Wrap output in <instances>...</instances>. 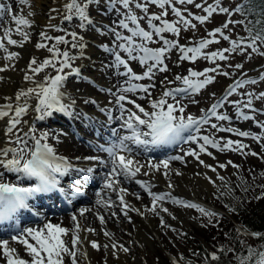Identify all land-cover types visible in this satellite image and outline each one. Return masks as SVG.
<instances>
[{"label":"rangeland","instance_id":"rangeland-1","mask_svg":"<svg viewBox=\"0 0 264 264\" xmlns=\"http://www.w3.org/2000/svg\"><path fill=\"white\" fill-rule=\"evenodd\" d=\"M242 1L243 0L236 2L231 0H194V2L191 4H181L174 2L172 6L178 9L183 17L187 19L191 25H195V27H185L183 26V24H180L179 27L181 28V31L179 37L174 36L172 33L165 32L162 34L163 39H167L169 41H178L179 45L184 47L195 46L199 41L203 39H215L216 41H218L216 43L208 45V47L203 50V52L207 54L223 51L224 49H232L233 41H243V45L236 48L235 50L225 52L224 55L226 59L224 60L216 58L214 61H209L208 59H205L203 58V56H201L194 63L188 60H180L179 58H176L177 51L179 52V50L172 49L167 54V58L165 59V64L168 68L167 72H156L152 80L143 79L140 81L132 82L140 85L153 84L154 87L149 89V91L151 90L152 95V91L157 90L159 88L158 86L165 85L168 88L183 87L180 81L175 80V77L187 76L190 69L196 72H204L205 69H216V71H209L207 73L209 77L213 78L212 83L206 85L198 92L190 93L187 95L181 94L182 98L177 97V99L179 100V105H177L176 101H173L172 98H167L168 103H172L174 106L184 108L183 113H180L179 111L175 113L177 116L182 115L185 120L189 116L198 121L202 118H206L208 120L207 123L200 124L201 127L199 126V131H195V133L192 135L196 137L195 142H180L178 143L179 145L177 144L178 147L176 148V150L177 152L183 149L189 151H200V145L204 144V141L203 139H201V137L204 136H208L210 140L219 142V145L222 148L228 140L246 145L245 148L235 151L228 148L220 151L217 148L211 147V145H205V149H207V151L210 153H208L207 156L209 163L213 164L215 168L219 169V175L216 177V179L214 178L209 182V186L211 185L210 187L208 186V188L206 189L200 188V194L198 195V197L200 199H203V202L200 203V201H198L197 199V201H193L191 204L199 205L205 209L217 213L218 215L208 217L201 214L199 211H197L196 208H189V210L191 211V215L189 216L190 218H188L186 223L184 222V217H180V215H177L175 218L173 216H169L163 219V223H161L162 228L158 232L159 235H157L156 237H150L149 242L151 243L152 248L148 245L144 246L147 250V253L142 257L146 259L148 264H174V262L175 264H190V260H193L197 264L202 260V258L200 255L190 253V250L196 245V242L194 240L199 241L206 247V249H209L207 240H209L211 244L225 242L226 240H222L221 236L227 238L226 233L232 228V226L237 230V233L239 235L246 238V241L250 246L256 244L255 250H257V252L264 251V243L259 242L260 240L256 242V238L258 237H253L251 235V233L254 232L246 231L241 228L234 221L231 215H226V213L223 212L224 210L218 206L220 205L218 203L220 199H228V202L241 201L240 198L242 197L241 185L243 174H250L253 166H255V164L257 163V159L264 160V129H261L258 126V124L264 123V96H261V93H264V79H261V77L264 76V55L258 54L257 51L253 52L251 48H247L244 46L247 43H250V39L249 37H247L244 24L240 21L238 12L235 11V9L241 5ZM68 2H70V0H49L48 4H46L47 7H45V13L47 14L49 20L52 21V23L49 27L51 29H49L48 31L45 30V32L43 31V33H46L48 37H52L53 39H42L40 36L38 38L37 44L43 43L46 45V47L30 50V54L28 57L31 61L33 59L37 61L35 67L43 63L45 59H53L52 53L48 51L49 47L55 45L60 52H68V46H73V44L79 45L80 41H82L85 36H88L90 31H94L96 28L100 33L97 34V36H99L98 38L100 41H102V43L100 44L101 47L100 45L94 44V48L98 52L96 53V56L98 58L97 60L102 59L101 61L104 63V66H102V68H104L105 71L107 69L109 74H111L108 79L112 77L116 78L124 76L120 73L124 72L125 69L122 66L117 65L113 53H118L121 58L125 60H127V54L121 52L120 49L116 47V45L121 43L122 41L116 40V36L113 30H115V32H119L122 36L130 35V33L126 29L118 27L119 21L121 19H124L125 10L120 7L119 4H117L115 8H111L108 0H89L87 14L90 16L92 24H85L84 27H81V21L79 17H73V19L71 20L64 19V16L67 14L65 4ZM78 2L83 4L85 0H78ZM0 3L5 6H10L11 9H13L15 8L18 1L1 0ZM137 3L144 4L145 0H132V3L130 4L131 12L137 17H145L144 19H141L139 21L140 26L147 31H151V29L148 28L147 16L154 14L159 15L162 10L156 5L148 3L146 4L148 11L147 13H145L141 11V9L136 8L135 5ZM197 4H200L201 7L197 8ZM31 5L35 6L36 0H34ZM209 6H212L217 10L214 11L213 14L203 24L193 18L196 16H206L207 13L204 11V8H208ZM101 8L105 10V15L107 17L101 14V12H103ZM219 8L228 9V12H220ZM166 10L168 15L163 17V19H166L169 22H176L177 20H179V18L172 13L171 7H167ZM189 13H191V15H189ZM153 23L157 26H159L160 24L159 21H153ZM226 24L227 27H224V25ZM129 26L134 27L131 24ZM216 29H220V32L216 33L215 37H210L208 33L214 32ZM97 31L95 32L98 33ZM72 33H75L77 37L76 40H73V37L71 35ZM224 36H227L229 39L225 40L223 38ZM57 37H63L64 40L67 41V43L57 44L55 39ZM87 38L89 40H92L89 37ZM153 39L156 42L149 43L148 47L155 49L162 46V40L159 37L154 36ZM105 49H107V51ZM178 54L180 56V52ZM62 59V56H57L55 58L54 63H56L57 68L59 67V61ZM127 62L134 73L142 75L145 71V68L142 67L138 61L127 60ZM237 65H240V67H237ZM57 74L58 73L56 71V68H53L51 66L44 68V70L39 74L34 75L36 85L38 83L43 84L45 82L46 76L55 77ZM59 74L67 77L65 70H63V72ZM125 77L127 78V76ZM203 78L204 77H200V79ZM252 80H255L256 83H243L242 87L237 86L238 83ZM126 81L127 79H125V82L120 81V85H117L115 88H113V90L109 91L102 90L101 87L98 86L95 81H93V79L85 83L90 85L91 91H100L99 93H101L102 96L109 95L116 105L120 106L121 104H123V107L128 108L130 107V105H134L128 103L129 100L133 101L132 97L134 92L122 91L124 87L128 86L126 84ZM169 81H172V83H169ZM71 84L80 86L82 85V82L78 79V77H72ZM81 87L83 91L84 86ZM81 87L77 88L81 89ZM233 88L235 89V91L232 92L231 95H228V92ZM90 90L88 91V93L91 92ZM164 90L165 89H162V92ZM119 95L126 96V100L117 102V97ZM144 95L146 94L144 93ZM249 100H251V108L245 107ZM213 104L219 105L216 109V112L218 114L225 115L229 117V119L217 120L215 116H212L210 113H208V110L212 107ZM238 112L248 115L252 117V119L244 120L242 115H237ZM113 114V118L119 116L118 113ZM39 115L40 114H38V116ZM38 120L39 119H37L38 124L33 125L34 128L38 129L37 133H42V131L46 130L51 131L50 133L53 136L49 137L48 134L49 141H51V143L58 147V149L61 150L63 148H66L64 143L62 145L61 143H59V140L65 138L67 133L69 135L68 138L75 140L77 144L88 148L89 151H95V149L91 147V143L88 140L71 137L70 132L65 128L66 126L60 124L59 126H57V128H51L47 127L45 123ZM64 123H66V121H64ZM112 123H115V126L122 128L119 119H114ZM212 124L218 125V128H231L234 130V132L219 131L217 128H212ZM238 132H247L249 133V135L247 137H242L238 134H235ZM34 135L39 136L36 133ZM253 136H259L260 140L257 141L253 139ZM85 137L89 138V135L87 134L85 135ZM95 141L97 143H100V141H97L96 139ZM76 148L79 149V147L77 146ZM232 148H236V143H233ZM98 150L102 151L100 147L98 148ZM253 152L257 155H251V153ZM182 158H185V156H183ZM229 161L231 163H229ZM221 164L225 165V167H219V165ZM233 165H236L237 167H233ZM258 167L263 168L264 164L258 163ZM96 175L97 174L95 170H93V173H91V175H88L89 177L93 178V184H85L84 186L91 187V189L95 188L99 180L98 178H96ZM219 177H222L223 179H220ZM251 178H255V176L253 175ZM87 180V177H85L84 183H87ZM262 182H264V180ZM70 184L71 181L68 180L64 182L63 186L66 187ZM21 185L23 187L27 186L24 179H21ZM119 185L125 186V183L121 182L119 183ZM81 191V193L83 194L75 197V199L76 202L80 205H84L86 206V208L88 207L87 209H84L85 214L87 213V215L89 214L91 217L96 218L95 214H93V211L91 210V208H94L96 209V213L99 214V217H103L106 228L109 227L108 225L109 223H111V219H113L116 221L115 223L120 224L122 227H124L123 225H125L127 227L126 229H128L129 231L132 229L131 220L129 218H124V216H122L115 207H109V211L106 212L102 210V206L96 205L92 197L88 196L89 193L94 194L92 190L88 192V190L85 188V190L82 189ZM205 205L209 208H207ZM55 207L57 208V210L52 212H43L44 215L36 218L33 221H29V219H27L25 220L23 225L26 224L25 228L28 229L30 228V225L38 224V226L41 225L42 229L44 227V224H42L44 218L49 216H61L67 219L69 223H73V221L78 220L77 216L79 214L78 210H76L75 208H72V210H69L68 207L67 209H61L59 208V204H57V206ZM210 207L213 208L214 211L211 210ZM215 210H220L221 212H217ZM133 212L136 213V211ZM73 216H75V220L72 219ZM52 218L53 217H50L49 219ZM204 219H206L207 221L204 222ZM238 227H240V229ZM94 228L97 229V225H95ZM210 234H213V237L210 238ZM64 239H66V236H64ZM66 241V245L69 247L71 245V240L66 239ZM28 243L34 246L36 245V241L33 239H30ZM21 247L22 249H24L25 257H29V260H31V257L27 253L25 245L22 244ZM229 249L230 245L227 246V250L228 254H231ZM69 259L70 258L68 257V261H64V264H71ZM137 259L140 260L139 257H137ZM1 264H7V259L4 256V253L1 254Z\"/></svg>","mask_w":264,"mask_h":264},{"label":"snow or ice","instance_id":"snow-or-ice-1","mask_svg":"<svg viewBox=\"0 0 264 264\" xmlns=\"http://www.w3.org/2000/svg\"><path fill=\"white\" fill-rule=\"evenodd\" d=\"M19 3H26V0H18ZM193 3L194 0H145L144 4L137 3L136 8L141 9V11L147 13L148 9L146 4H154L162 11L159 15H149L147 16L148 28L151 31H147L140 26L139 21L144 19L145 17H137L131 12L130 4L132 0H108L111 8H115L117 4L120 5L125 10L124 19L119 21L118 27L126 29L130 35L122 36L119 32H115L113 30L116 40L122 41L117 44L116 47L120 49L121 52L127 54V60H136L140 63L142 67L145 68V71L142 75H138L134 73L129 66L127 60L122 59L118 53H113L115 57V61L118 66H122L125 71L121 72V75L127 76L126 84L127 87L122 89L123 92H144L146 96H150L151 92L150 88L154 87L153 84L149 85H140L136 83H132L133 81H140L143 79L152 80L155 76L156 72H167L168 68L165 64V59L167 58V54L172 49H178L180 52L179 59L180 60H188L190 62H195L198 58L203 56V58L208 59L209 61H214L216 58L220 60L226 59L224 53L235 50L238 47L243 45V41L232 42V49H224L223 51L212 52L210 54L204 53L203 50L208 47V45L212 43H216L215 39H203L199 41L195 46L192 47H184L179 45L178 41H169L167 39H163L162 34L165 32L172 33L174 36L179 37L181 28L180 24H183L185 27H195V25H191L190 22L183 17L181 12L176 9L173 3ZM89 0H85L83 4L78 2V0H70V2L65 4L66 15L64 16L65 20H71L73 17H79L81 27H84L85 24H90L92 21L90 16L87 14ZM167 7H171L172 13L179 18L176 22H169L163 17L167 16ZM197 8H200L201 5L197 4ZM216 8L209 6L208 8H204V11L207 13L206 16H196L194 19L198 20L201 24H203L212 14L216 11ZM220 12H228V9L219 8ZM236 12H243L244 7L238 6L235 9ZM7 13L12 17V23L15 25V32L22 36L20 41L11 38L12 28L4 29L3 36L0 37V49H3L7 52V48L5 47L4 40H7V44L9 45H22L29 37L28 33L24 30L25 28L31 27V21L25 18L23 15H18L12 12L10 6H5L0 4V19L3 18V15ZM33 15V13L29 12L28 16ZM191 15V13H189ZM262 15H264V10H262ZM153 21H159V26L155 25ZM261 21H256V23H260ZM133 25L134 27H130L129 25ZM227 27V24L224 25ZM251 33V29H248ZM220 29H216L214 32L208 33L210 37H215L216 33H219ZM264 30L261 32H257L255 35H250V43L244 45L247 48H251L253 52L257 51V44L264 43V34H262ZM73 40H76L77 37L75 33L71 34ZM159 37L162 40V46L158 48H150L148 47L149 43H155L153 37ZM42 39H53L52 37H48L46 33H41ZM225 40L229 38L227 36L223 37ZM56 43H67L63 37H57ZM37 48L46 47L45 44L39 43L36 45ZM73 47H80L81 49L84 45L81 43L79 45L73 44ZM107 51V49H105ZM48 51L52 53L53 59H45L43 63L39 64L36 67H32V65H36L37 61L35 59L32 60L29 65L32 73L39 74L46 67L56 68L57 75L55 77H45V82L43 84H37L36 88H29L27 91H20L16 95V100L20 101L22 97H27L32 95L33 93L36 96L38 101L35 111L40 113L37 119H44L53 114V112H59L67 115H72L69 106L61 103V98L63 93L60 91V87L62 86V82L65 80L64 75H60L63 70L67 67H70V61L73 57H70L67 51L60 52L59 49L56 48L55 45L48 48ZM18 54L15 52H10L5 57V59H13ZM57 56H62L63 59L59 61V67H56V63L54 60ZM240 67V65H237ZM4 68H0V71H4ZM75 72V70H73ZM209 71H216V69H205L204 72H196L191 69L188 72L187 76H176L175 80L180 81L183 87L176 88H166L159 99L150 101L151 111H146L144 107L139 104H135L134 101L129 100L128 103L134 104L136 111H129L126 119H123L124 109L123 104L121 107V118L123 119V123L121 127H123L130 135L118 136L117 132L113 131V136L116 139L111 143V145L107 148H103L102 150L108 153L110 158L111 168L105 174L103 188L111 189L113 191H117L119 196L120 203L124 206V208H129L130 206L124 200V194L126 193V189L120 187L117 190V185L122 182V180H132L141 172V168H147L148 171H145L143 175H149L152 170L160 171L163 168L164 176L168 178V169H169V161L172 159H182L179 156L169 157L168 159H161L158 163H153L151 160L147 162V164L141 163L139 160H136L133 156V149L129 146L128 142L135 145L136 147L144 148L146 151L150 148H156L160 146L173 145L178 144L180 142L187 143L188 141L195 142L196 137L191 135L193 130L199 131V125L202 123H207L208 120L206 118H202L201 120H196L193 117L189 116L185 120V118L181 116H177L175 113L179 111L180 113L184 112L183 107L174 106L172 103H168L167 98H172L176 100V104L179 105V100L177 97H181V94L187 95L190 93L198 92L200 89L204 88L206 85L212 83V77H209L207 73ZM78 74V73H77ZM226 75V73H225ZM200 77H204L200 79ZM195 78V79H193ZM31 77L25 75V80H30ZM264 79V76L261 77ZM172 83V81H169ZM243 83H256L255 80L241 82L238 83V87H242ZM235 89H231L228 92V95H231ZM261 96H264V93H261ZM144 99L145 97H140ZM126 96L119 95L117 97V102L125 101ZM218 104H213L212 107L208 110L212 116H215L217 120H228L229 117L225 115H220L216 112L218 108ZM245 107L251 108V100L247 102ZM27 101L23 105H17L14 109L15 115L9 117V112L13 111V107L11 104L0 107V119L8 117V127L7 133H13V129L17 127L18 124L21 123V117L26 114ZM142 114V115H141ZM237 115H242L244 120L252 119V117L242 114L240 112ZM212 128H217L219 131H228L234 132L231 128H218V125L212 124ZM261 129H264V123L258 124ZM146 129V130H142ZM33 131V129H30ZM188 132L189 135L185 137L183 134ZM242 137H247L249 133L247 132H238L235 133ZM25 136L28 134L25 133ZM48 133H42L39 138L35 135H32L30 138L34 141V144L29 147L27 139L24 137L17 136L14 141H10L17 145V147H10L5 149H0V168L8 172H14L19 174V179H28L35 180L34 186L31 187H23L15 183H0V222L12 220L15 215L21 209H28L29 204L28 201L33 199L38 194L51 193L53 191H60L63 195L67 196L68 193L65 192L63 188H58L60 184L59 177H64L67 175L71 169L70 163L62 157H56L54 154V150L47 143H44L47 139ZM253 139L259 141V136H253ZM203 139L204 144L200 145V152H205V145H211L213 148H217L220 151H223L225 148L231 150H240L246 147V145L240 144L239 142H233L232 140H228L224 147H220L219 142L210 140L208 136L201 137ZM236 143V148L233 149L232 145ZM11 154V155H10ZM210 154V153H209ZM5 159L6 157H9ZM29 158L25 159V156ZM186 155H195L198 158V154L194 152H187ZM251 155H257L256 153H251ZM101 164H104V161H100ZM203 163V161H201ZM229 163H231L229 161ZM207 167V165H205ZM219 167L223 168L225 165L221 164ZM233 167H237L233 165ZM215 171V169H212ZM77 172H81L83 170L76 169ZM93 169L89 168L86 170L88 175H91ZM177 175L179 173L177 172ZM122 178V179H121ZM223 179L222 177H219ZM140 185L145 191L148 192L149 196L152 198V207L146 209V211L156 213L158 207H160V202L165 201L170 198L169 193H165L163 195L154 194L149 190V185L146 182H142L140 180L135 181ZM172 187L171 184L168 185ZM83 193L77 191H73L71 196L73 198L82 195ZM100 193H97L99 196ZM140 198L139 195L136 197ZM173 203L182 204L186 208H196L204 216L213 217L218 215L215 212H212L208 209H205L199 205L191 204L184 202L182 200H172ZM98 204L103 203V201L98 200ZM132 211H138L137 209H131ZM161 211H167V209L160 207ZM232 209H230L231 211ZM123 211V209H122ZM84 210H81V215H83ZM127 215V213H125ZM75 220V216L72 217ZM101 224L104 223L103 217L99 218ZM163 223V221H161ZM45 229L47 230L45 232ZM79 229V225H77V230ZM27 235L31 236L33 240L36 241V245L29 244L26 239L22 237L13 236V240H19L20 243L24 244L28 255L31 257V260H24L20 257H16L13 259L12 253L16 252V249H9L7 247L6 242L0 243V247L4 248V256L7 258V264H64L65 256H69L72 258V264H77L76 261V245L80 242L78 235L76 232H73L71 237V249L66 245L65 241L61 238L68 234V229L62 228L59 225H52L50 223L45 224L42 229H33L28 228L25 230ZM88 231H93L92 229H88ZM104 235L110 237L111 234L108 232H104ZM253 237H259L260 233H251ZM92 248L98 249V245L96 242L91 243ZM105 248L108 246L105 245ZM112 248L116 249L117 245L115 242L112 244ZM120 250L123 252H128L129 249L123 246H120ZM115 255V251L113 252ZM212 260H217L216 255L211 256ZM175 264V262H174ZM239 264H264V251H259L252 249L251 247L247 250V256L240 258Z\"/></svg>","mask_w":264,"mask_h":264},{"label":"bare ground","instance_id":"bare-ground-1","mask_svg":"<svg viewBox=\"0 0 264 264\" xmlns=\"http://www.w3.org/2000/svg\"><path fill=\"white\" fill-rule=\"evenodd\" d=\"M33 1L34 0H26V4H21L18 2L15 8L12 9L13 13L23 15L25 18L31 21V27L24 29L28 33L29 38L22 45H9L5 39L3 42L7 48V52H5L3 49H0V68L5 69L4 71H0V107L8 104L12 105L13 111L9 112V117L15 115L14 109L18 104L23 105L25 101H27L28 108L26 114L20 118L21 123L18 124L15 129H13V133H7L6 131L8 127V117L0 119V149L17 147L16 144L10 142L14 141L17 136L27 139L29 147L34 144V141L30 137L35 133L40 136L43 132H45L49 134V137L53 136L49 130L42 131V133H37L38 129L34 128L33 126L34 124H38L37 116L40 114L35 111L38 101L34 93L30 96L22 97L20 101L16 100V95L20 91H27L29 88H36L35 76L29 67L32 62L28 57L30 54L29 52L30 50L37 48V41L41 36V33H43V31L45 32V30L48 31L51 29L49 27L51 26L52 21L49 20L47 14L45 13V7H47L46 4H48L49 0H36L35 6L31 5ZM101 9L103 10L101 14L104 16L106 12L103 8ZM29 12L33 13V15L28 16ZM6 28H12V39L17 41L22 39V36L15 32V25L12 23V17L7 13H5L3 18L0 19V34L2 36L4 29ZM95 31H97L96 28L94 31H90L89 35L85 36V38L80 41V44L82 43L84 45L82 49L80 47L68 46V53H71L70 57H73V59L70 61V67L64 69L67 77L62 82L60 91L63 93L61 103L69 106L72 115L53 112L51 116L44 119H39L38 121H42L47 127L51 128H57V126L60 124L64 125L66 126L65 128L70 132L71 137L82 140L86 139L91 143V147L95 149L94 152H86V148L77 144L75 140L68 138L69 135L67 133V137L64 135L65 138H59V143H61V145L64 143L66 146V148L61 150L51 143V141H49L48 136L47 139L43 141L53 148L56 157L64 158L72 166L67 175L64 177H59L60 184L63 179H70L71 181V184L64 188L65 191L71 195V193L75 191L77 187L84 186L85 177L88 179L86 184H93L94 180L92 177L88 176L86 170L89 168L95 170L97 174L96 176L99 178V180H101V185L98 186L97 184L95 187L96 190L93 192L95 194L93 195L92 193H89L88 196L92 197L96 205L102 206V210L106 212L109 211V207H115L119 213L124 216V218H129L131 220L132 229L129 231L126 229L127 227L125 225L122 227L120 224L115 223L116 221L113 219H111L108 229L105 227V223L101 224L99 219L100 217L99 214L96 213V209L91 208L96 218L91 217L89 214L87 215V213L85 214V212L83 215H81V210H84L86 206L75 202L74 208L78 210V220L73 221V223H69L67 219L61 216H49L44 218L42 224L45 225L50 223L52 225H59L62 228L68 229V234L65 235L67 240H71L73 232H76L80 240L75 248L77 264H148L146 259L142 257L147 253V250L144 246L148 245L152 248L149 240L150 237H156L159 235L158 232L162 228L161 221L169 216H173L175 218L177 215H180V217H184L185 220H183L186 223L188 218H190L189 216L191 215V211L189 208L184 207L182 204L173 203L172 200L176 199L187 203H192L198 199V201L202 203L203 199L198 197L200 194L199 190L200 188H208L209 182L214 178L216 179V177L219 175V169L215 168L213 164L209 163L207 157L209 152L207 149L205 152L191 150V152L198 154L197 158L195 155H186L189 150L179 149L181 151L177 152L176 146H173V152H170V154L161 153L165 156L153 158L151 157L152 155L157 156L160 154V151L163 150L150 148L146 151L144 148H138L131 144V142H128L129 146L133 149L134 158L143 164H147L149 160H151L153 163H158L159 160L168 159L169 157L179 156L182 158L185 156V158L179 160L172 159L169 161V175L167 179L163 174L165 171L163 168H161L158 172L152 170L147 176L143 175V173L148 171V169L141 168L140 174H138L132 180H122V183H125V186L118 184L116 187L117 190L120 187L126 189L124 200L130 206L129 208H124V206L120 203L117 191L103 188L104 177L105 174L110 170L111 164L108 153L103 150H97L99 147L100 149H103L111 145V143L116 139V137L113 136L114 130L117 132L118 136L130 135V133L127 132L123 127L119 128L114 125L115 123L113 124L112 122L114 119H119L122 125L123 119H126L128 116V112L136 111V109L134 105H130V107H128L129 109L124 107V109L127 111H124L122 119L121 107L112 101L111 96H102L101 93H99L100 91H91L90 85L85 83L93 79V81H95L102 90L109 91L113 90V88H115L117 85H120V81L125 82V79H128L125 76L116 78L112 77L108 79L111 74H109L107 69L105 71L104 68H102V66H104V63L101 61L102 59L97 60L98 58L96 53L98 52L95 50L94 44L100 45L102 41H100L98 38L99 36H97V34L100 33L98 31V33H96ZM1 35L0 37H2ZM87 37L92 40H89ZM10 52H15L18 55L10 60L5 59V57ZM178 53L179 52L177 51L176 58H179ZM32 67H35V65H32ZM73 70H75V72ZM25 75L30 76L31 79L25 80ZM72 77H78V79L82 82V85H72ZM81 86H84L83 91ZM77 87H81V89ZM158 87L159 88L157 90L152 91V95H150L151 97L144 95V92H134L133 97H131L135 104H139L140 106L144 107L146 111H151L150 101L159 99L162 95V89L168 88L165 85ZM89 90L91 91L90 93H88ZM140 97L145 98L141 99ZM113 113H118L119 116L113 118ZM64 121H66V123H64ZM30 129H33L34 132L30 131ZM193 132L194 130L191 132V135ZM25 133L28 135L25 136ZM87 134L89 135V138L85 137ZM183 135L187 137L189 133L185 132ZM39 136L36 137L39 138ZM94 138H96L97 141H101L102 143H97ZM76 146L79 147V149L76 148ZM137 151L147 155V158L141 159V157L137 156ZM97 152H99V154ZM10 155L5 159L10 158ZM27 158L29 157L26 155L25 159ZM100 161H104L105 163L101 164ZM201 161H203V163H201ZM205 165H207V167ZM76 169H82L84 172H76ZM212 169H215V171ZM177 172L179 175H177ZM18 175L19 174L17 173L8 172L3 168H0V183H15L22 186L21 179L18 178ZM136 180L148 183L149 190L154 194H170V198L160 202V207L167 209L166 212L161 211L160 207L157 208L156 213L146 211V209L152 207V198L149 196L147 191H145L140 187L139 184L135 182ZM35 183V180L26 181V185L29 187L34 186ZM169 184H171L172 187H169ZM97 193H100V195L97 196ZM59 194V192L55 191L51 193L38 194L29 201H31V203L38 204L42 202V205H39L43 208L45 206L54 207L52 205V201L53 199L57 201V199H59ZM137 195L140 196L139 199L136 198ZM98 200L103 201V203L98 204ZM130 208L137 209L138 211L134 213ZM125 213H127V215H125ZM18 214L25 215L21 212V210L15 215V217H17ZM50 217L53 218L49 219ZM77 225H79L78 230ZM95 225H97V229L94 228ZM30 228L41 229V225L38 226V224H33L30 225ZM88 229H92L93 231H88ZM46 231L47 230L45 229V232ZM104 232L110 233L111 236H105ZM17 237H22L27 241L32 239L31 236L25 234L24 229L21 230ZM61 238L67 244L64 236ZM92 242L97 243L98 249L92 248ZM113 242H115L117 245L116 249L112 248ZM0 243L4 242L0 240ZM6 244L9 249H16V252L12 253L13 259L18 256L21 259L29 260V257H25L24 249L21 247L22 243H20L19 240H13L11 237L10 240L6 242ZM105 245L108 247L105 248ZM120 246L128 248L129 251L126 253L121 251ZM69 248L71 249V245ZM114 251L115 255H113ZM2 253H4V248L0 247V264ZM68 257L69 256H65L64 261H68ZM137 257H139L140 260H138ZM69 258V261L72 264V258Z\"/></svg>","mask_w":264,"mask_h":264},{"label":"trees","instance_id":"trees-1","mask_svg":"<svg viewBox=\"0 0 264 264\" xmlns=\"http://www.w3.org/2000/svg\"><path fill=\"white\" fill-rule=\"evenodd\" d=\"M240 1V0H231ZM244 7L243 12H238L240 21L244 24L247 37L255 35L257 32L264 30V0H243L241 5ZM256 21H261L256 23ZM251 29V33L248 31ZM264 34V32H262ZM258 54L264 55V43H258ZM257 163L253 166L249 175L243 174L242 176V197L239 202H228V199L218 202L227 214L231 215L235 222L241 225L245 230L254 233H260L261 235L256 238V242L264 243V167H258V163L264 164V160L257 159ZM255 178H251L252 176ZM230 209H232L230 211ZM222 218V217H220ZM207 220L204 219V222ZM203 222V225H204ZM221 235V232H220ZM219 235V236H220ZM209 237H213L210 234ZM226 237L221 236L225 242H219L217 244H209V249L197 240L195 247L190 250V253L200 255L202 260L197 264H239V260L242 257L247 256V250L249 247L255 249L256 244L250 246L246 241V238L237 233V230L232 228L226 233ZM258 244V243H257ZM230 245V253L228 254L227 246ZM217 256V260H212V255ZM190 264H196L193 260H190Z\"/></svg>","mask_w":264,"mask_h":264},{"label":"water","instance_id":"water-1","mask_svg":"<svg viewBox=\"0 0 264 264\" xmlns=\"http://www.w3.org/2000/svg\"><path fill=\"white\" fill-rule=\"evenodd\" d=\"M215 211L220 212L219 210H215Z\"/></svg>","mask_w":264,"mask_h":264}]
</instances>
